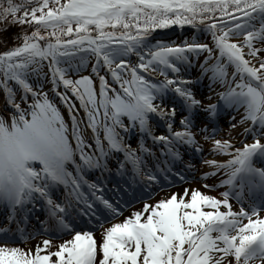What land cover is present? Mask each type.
I'll list each match as a JSON object with an SVG mask.
<instances>
[{
    "label": "snow or ice",
    "instance_id": "obj_1",
    "mask_svg": "<svg viewBox=\"0 0 264 264\" xmlns=\"http://www.w3.org/2000/svg\"><path fill=\"white\" fill-rule=\"evenodd\" d=\"M0 46V264H264V0H0Z\"/></svg>",
    "mask_w": 264,
    "mask_h": 264
},
{
    "label": "bare ground",
    "instance_id": "obj_2",
    "mask_svg": "<svg viewBox=\"0 0 264 264\" xmlns=\"http://www.w3.org/2000/svg\"><path fill=\"white\" fill-rule=\"evenodd\" d=\"M165 31H168V30H164V32H165ZM9 43H11V40H9ZM0 47H2V46H0Z\"/></svg>",
    "mask_w": 264,
    "mask_h": 264
}]
</instances>
